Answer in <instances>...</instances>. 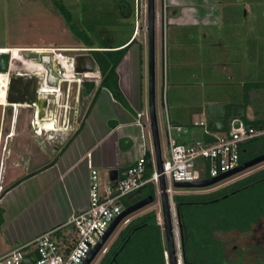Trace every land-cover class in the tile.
Listing matches in <instances>:
<instances>
[{
    "label": "rangeland",
    "instance_id": "obj_1",
    "mask_svg": "<svg viewBox=\"0 0 264 264\" xmlns=\"http://www.w3.org/2000/svg\"><path fill=\"white\" fill-rule=\"evenodd\" d=\"M167 1L169 0H166V3ZM197 1L203 3L206 0ZM121 2L125 3V10H128V5L132 7V16L125 17L122 14ZM222 2L224 6L222 4L220 6L230 13L227 17L228 20L217 18L212 30H208L209 33L213 32V38H209V42H206L208 48H211L210 45L217 38L223 42L219 41L211 48H215L219 52L217 59L210 61L207 57L200 59V57L191 54L183 60L180 66H174L172 54H170V72L166 65L165 76L163 60L164 0H156V107L164 157H168L170 150L164 94L172 123L182 125L187 129L186 139H182L184 143L195 141L214 143L215 140L213 142L209 140L215 139L217 134L208 133L205 127L199 126L202 121L206 122L205 107L209 103L228 104L232 116H241L243 112L249 113L250 109L255 110L259 114V118L263 120L251 121L243 118L244 124L252 126L255 122L264 123V0H222ZM58 5L70 12L71 22L67 21ZM199 6V11H203L205 8L203 4ZM172 14L169 9V13L166 12V20L167 17L170 19ZM167 26L166 31L171 32V27L168 29ZM147 27L148 0H0V48H81V32L88 35L99 46L104 45L108 40L113 45H118L127 41L134 32L139 33L137 37L139 40L130 48L133 59V101L125 106L114 99L109 89L103 90L100 83L76 136L69 143V145L72 143L69 148L72 152L79 150L81 142L82 153L91 139L103 134L109 120L116 118L117 120L121 119L127 122L135 120L136 122L137 117L134 112H149ZM204 31L206 29L203 28L202 32ZM140 41H143V45L140 44ZM63 54L74 56V53L69 51H65ZM32 62L35 66L13 64L14 70L11 73L21 70V72L34 76L32 73L42 71L37 67L42 64L40 61ZM63 72H65L64 69ZM98 95L100 96L95 105ZM13 114L14 111L12 112L7 106V122L14 116ZM176 115L179 119L177 121H175ZM27 118L29 116L24 109L20 114L19 122L21 120L28 125ZM143 122L146 123V118L143 119ZM53 126L48 124L47 128L53 129ZM11 131L16 133L15 129ZM131 132L136 135L138 143L143 145L142 156L148 153L152 155L154 143L149 127H132ZM31 135L34 137V134L31 133ZM174 136L179 142H183L175 131ZM248 147L249 152L245 158L264 152V136L251 141ZM262 169H264V163L210 189H179L173 185L176 191L175 201L178 203L179 199L204 200L206 194L224 189ZM109 173V169L100 170L102 184L110 180ZM78 184L79 191L82 185L86 184L82 167L81 181L79 179ZM154 190L155 184H149L146 189L148 192ZM137 196L135 193L124 198L122 200L123 207L132 205L137 200ZM160 212H162L161 205L156 199L153 204L129 217L132 222L136 223L141 219L154 223L155 216ZM177 226L179 232V224ZM72 227L71 225L61 232L68 234L73 229ZM126 227L127 225H119L106 243L109 249ZM219 237L227 247L219 264H264V248L251 246L256 242L264 246V220L255 223L247 232L232 231L219 235ZM163 241L166 247L165 236ZM30 248L31 251L35 249V247ZM105 257L106 254L99 253L92 264H101Z\"/></svg>",
    "mask_w": 264,
    "mask_h": 264
},
{
    "label": "crops",
    "instance_id": "obj_2",
    "mask_svg": "<svg viewBox=\"0 0 264 264\" xmlns=\"http://www.w3.org/2000/svg\"><path fill=\"white\" fill-rule=\"evenodd\" d=\"M214 1L206 0L203 3L196 0L167 1V13L171 9L173 14L170 19L167 17L163 36L165 76L166 65L170 72V54H172L174 66H180L191 54L200 59L207 57L210 61L217 59L219 52L211 48L213 44L221 42V39L213 40L211 48H208L206 42H209V38H213V32L209 33L208 30H212L217 18L228 20L230 13L220 6L221 4L224 6L222 0ZM200 4L205 7L201 12L198 9ZM166 25L168 29L171 27V32L166 31ZM203 28L206 31L202 32ZM138 35L139 33L134 32L129 42L133 39L137 42ZM140 44L143 45V41H140ZM19 49L21 48H13V50ZM66 59L68 60V57ZM132 61L129 49L117 69L119 86L128 104L133 101L134 92ZM99 84L93 89L89 105L95 97ZM114 99L117 100L115 97ZM6 108L0 105V186H3L5 190L8 189L0 195L1 254L10 253L23 245H32L36 239L49 231L55 229H58V232L63 231L72 225L71 222L75 216L85 212L90 201V165L99 172L101 169L110 171L116 169L119 175H122L143 154V145L138 143L136 135L131 132L132 127H139L135 124V120L127 122L115 118L108 121L102 135L95 136L88 142L82 153L81 142L78 151L72 152L69 149L72 144L69 145V143L76 136V132L62 149L56 150L51 156H46L39 153L36 138L31 135L27 123L17 122V120L15 122V116L6 121ZM134 113L137 117V113ZM237 117L242 121L243 118L251 121L263 120L252 109L249 113L243 112ZM177 120L179 119L176 115L175 121ZM12 129H15L16 133L9 136ZM186 132L185 127V132L178 134L180 140L186 139ZM54 160L55 163L52 164ZM81 167L83 176L86 177V184L82 185L79 191L77 185H79V179L81 181ZM19 180L21 182L12 187Z\"/></svg>",
    "mask_w": 264,
    "mask_h": 264
},
{
    "label": "built area",
    "instance_id": "obj_3",
    "mask_svg": "<svg viewBox=\"0 0 264 264\" xmlns=\"http://www.w3.org/2000/svg\"><path fill=\"white\" fill-rule=\"evenodd\" d=\"M163 10L165 15L164 20L166 22V0H164ZM21 50H25L23 52H26L36 49L28 48ZM49 50H53L56 55L55 58L59 66V72L63 77L65 75L61 64V57L65 55L63 52L69 51L74 53L73 59H69L72 60L74 65V74L73 77L66 78L67 81H70L77 77L75 64L78 54L91 49L49 48ZM39 65L37 66L43 67L42 71L39 73L44 75L45 84L49 87L47 83L50 74L49 69L43 64ZM14 72H21V70H16ZM163 99L170 146L168 157L163 156V172L160 173L158 170L155 152L151 155L150 159L147 158V154L139 157L122 175L118 176L116 181L109 180L104 184L100 181L99 170L90 165L89 207L85 212L75 216L72 220L71 224L75 228V233L68 235L66 238L59 239L56 236L58 229L49 231L36 239L32 245L20 246L7 254L0 253V264H23L25 256L34 251H38L40 254V259L36 264H83L90 252L100 243L113 222L119 218L127 208L122 205V200L124 198L138 193L149 184H155V201L158 199L161 205L162 176L167 185L166 192L169 196L173 221L175 217H177L178 220L174 198L176 191L173 188L175 183L197 182L219 177L235 170L242 165L240 161L241 145L264 136V128L260 129L246 126L240 118L232 117L230 118L229 131L227 133L217 134L214 143L208 144L203 141L190 143L179 142L174 136V131L177 134H183L185 132V127L172 123L168 115L165 94ZM18 108L13 106L15 122L17 120V111L20 109ZM144 118H146V123L143 122ZM237 121L240 123L239 127L235 126ZM135 124L139 127H149L150 129L149 112H138ZM199 126L206 128V122H201ZM14 133V131H11L9 136H13ZM149 165L152 167V172L147 177ZM4 190V187L0 186V195L3 194ZM130 222L131 219L128 216L121 221L120 225L123 224L126 226ZM157 223L164 228L163 212L157 213ZM30 247H35L34 251H31ZM108 251L109 248L105 244L100 253L107 254Z\"/></svg>",
    "mask_w": 264,
    "mask_h": 264
},
{
    "label": "trees",
    "instance_id": "obj_4",
    "mask_svg": "<svg viewBox=\"0 0 264 264\" xmlns=\"http://www.w3.org/2000/svg\"><path fill=\"white\" fill-rule=\"evenodd\" d=\"M58 8L61 9V13L67 21L71 22L70 12L59 5ZM121 12L125 17H128L132 16L133 9L128 5V10H125V3L121 2ZM108 41L99 46L88 35L81 32V48L96 49L91 53L101 66V86L109 89L119 102L128 106L119 86L117 69L131 45L136 43V39L131 42L128 39L118 46H114ZM71 64L72 60L68 58L67 65L71 66ZM230 115L231 118L237 117V115ZM252 127L262 128L264 123L255 122ZM214 140L210 139L209 141L213 142ZM251 141L241 145V164L264 154L261 152L250 158H245L249 152L248 145ZM150 155L147 154L148 159H150ZM54 163L55 160L52 164ZM151 172L152 167L149 165L147 177ZM147 187L148 185L137 193V200L132 205L150 195L156 197L155 190L148 192L146 191ZM7 190H4L3 193ZM205 196L206 199L200 201L184 199H179L178 203L175 201L178 206V220L180 219L182 223L184 239L182 243L180 236L181 250L185 253L186 259L189 262L193 261L194 264H219L220 258L226 250V243L219 235L232 231L247 232L255 223L264 220V169ZM155 218L154 223L145 219L138 220L137 223L131 221L109 249L102 264H166L164 254L168 249L163 241L164 231L157 223V215ZM72 228L68 234L59 231L56 236L59 239L66 238L75 233L74 226Z\"/></svg>",
    "mask_w": 264,
    "mask_h": 264
},
{
    "label": "water",
    "instance_id": "obj_5",
    "mask_svg": "<svg viewBox=\"0 0 264 264\" xmlns=\"http://www.w3.org/2000/svg\"><path fill=\"white\" fill-rule=\"evenodd\" d=\"M156 23H157V11L156 0H148V59H149V115H150V129L154 143V152L157 162V167L160 173L163 172V152L161 145L160 129L158 123L157 107H156ZM96 49L84 51V54L79 53L76 58V74L77 77L72 81H91L99 84L102 80L101 66L96 61L95 57L91 53ZM99 50V49H97ZM26 55L30 60L40 61L46 68H49L50 74L47 79L49 87L45 84V77L42 73H32L34 76L27 78H20L18 74H28L26 72H13L9 75V86L7 93V103L9 106L19 108H29L33 110V132L36 133L38 139H45L58 132L60 121L58 119V110L61 103V84L63 81H67L65 77L59 72V66L57 60L52 57V53L39 52V51H26ZM81 54V55H80ZM7 56L5 53H0V73L7 72ZM22 80L28 82V88H21L19 83ZM49 89H48V88ZM91 101V96L87 98L83 104V109L79 115L77 122L69 133H66L63 145L67 143L73 132H76L83 120L88 105ZM206 115V131L213 134L227 133L229 131L230 114L229 105L226 103H209L205 107ZM52 124L53 129L47 128V125ZM240 123H235L236 127H239ZM44 132L43 135H41ZM60 149H57V151ZM264 163V154L256 157L250 161H247L240 165L235 170L223 174L219 177L201 180L197 182H177L174 184L179 189H207L212 188L219 183L230 179L240 173L247 171L257 165ZM110 180L116 181L119 176V171L113 169L109 173ZM166 181L164 177H161V206L164 217V236L166 241V247L168 251L165 253L167 264H181L178 256V242L175 235V226L173 223V214L169 201V196L166 192ZM155 197L150 195L143 200L135 203L132 206L127 207L121 216L117 218L110 226L105 236L100 243L90 252L88 258L83 264H92L100 253L102 247L108 242L111 236L115 233L119 227L121 221L130 216L131 214L153 204ZM178 206H176V209ZM179 222L180 236L183 243V231L181 220ZM40 259L38 251H34L25 256L23 264H36ZM183 264L190 263L182 252Z\"/></svg>",
    "mask_w": 264,
    "mask_h": 264
},
{
    "label": "flooded vegetation",
    "instance_id": "obj_6",
    "mask_svg": "<svg viewBox=\"0 0 264 264\" xmlns=\"http://www.w3.org/2000/svg\"><path fill=\"white\" fill-rule=\"evenodd\" d=\"M49 69V68H48ZM20 78H27L29 74H18ZM28 82L26 80H22L19 85L21 88H28ZM97 84L95 82L86 81H63L61 84V103L58 110V119L60 121L59 131L55 134H51L50 136L45 137V139H38L35 132H33V110L26 108L25 111L28 113V127L31 130V133L34 134L36 138L37 145L39 146V153H43L46 156H51L55 154L57 149H62L63 141L65 139L66 133H69L72 130L77 122L79 115L82 112L83 104L86 102L87 98L92 96L93 89ZM8 106V104L6 105ZM10 110L13 112V106H8ZM24 111L22 108L19 109L17 113V122L19 121L20 114ZM15 115V112H14ZM86 115V114H85ZM85 118V116H84ZM83 118V120H84ZM82 120V121H83ZM21 121V120H20ZM82 121L80 125L82 124ZM77 132V131H76ZM76 132H73L75 134ZM15 134V133H14ZM44 132L41 134L43 135ZM72 134V135H73ZM251 246H256L259 248H264L259 242L254 243ZM246 248V247H244ZM227 250V247H226ZM237 250V249H234ZM182 254V250H181ZM102 264V263H101ZM183 264V260H182Z\"/></svg>",
    "mask_w": 264,
    "mask_h": 264
},
{
    "label": "bare ground",
    "instance_id": "obj_7",
    "mask_svg": "<svg viewBox=\"0 0 264 264\" xmlns=\"http://www.w3.org/2000/svg\"><path fill=\"white\" fill-rule=\"evenodd\" d=\"M23 51H25V50H21V49L13 50L11 48H0V53L6 54L7 63H8L7 72L4 74L0 73V105H2V106H6L8 104L7 103V92H8V86H9V74L14 70L13 64H20V65L32 64V65H34L33 62L28 58L26 53ZM34 51L52 53L54 58L56 57L53 50H46V51L34 50ZM80 53L84 54L85 52L83 51ZM65 56L68 57L69 59H73V56L63 55V57L61 58L62 59L61 64H62L63 69L65 70L64 77L65 78H71V77H73V74H74V65L72 63L71 66H68L67 65V59ZM37 67H39V66H37ZM39 68L42 69L43 67H39ZM173 223L175 226V235H176L177 242H178V256L180 258V263L182 264L181 242H180V234L178 232V226H177V224H178L177 217L174 218Z\"/></svg>",
    "mask_w": 264,
    "mask_h": 264
}]
</instances>
